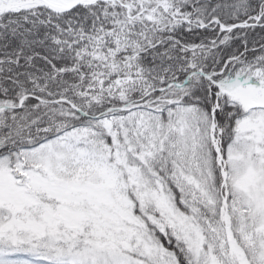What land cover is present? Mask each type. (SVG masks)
I'll return each instance as SVG.
<instances>
[{
	"label": "snow or ice",
	"instance_id": "snow-or-ice-1",
	"mask_svg": "<svg viewBox=\"0 0 264 264\" xmlns=\"http://www.w3.org/2000/svg\"><path fill=\"white\" fill-rule=\"evenodd\" d=\"M0 264H264V0H0Z\"/></svg>",
	"mask_w": 264,
	"mask_h": 264
}]
</instances>
